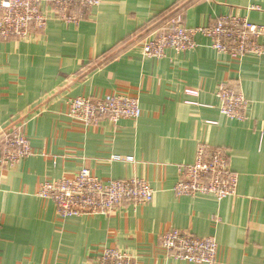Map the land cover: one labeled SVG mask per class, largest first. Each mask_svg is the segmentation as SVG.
<instances>
[{"label": "crops", "instance_id": "obj_1", "mask_svg": "<svg viewBox=\"0 0 264 264\" xmlns=\"http://www.w3.org/2000/svg\"><path fill=\"white\" fill-rule=\"evenodd\" d=\"M101 1L78 26L51 17L34 39L0 41V129L22 126L36 151L0 165V264H94L104 248L135 264H195L162 249L171 230L216 238L218 264H264V55L234 61L201 34L194 50L161 60L145 58L140 45L181 7L188 28L229 15L264 27V11L250 9L264 0ZM222 84L240 87L246 120L222 114ZM107 94L139 98L142 117L88 128L67 117L70 99ZM200 144L229 151L236 196L175 195L178 166L193 164ZM83 168L103 181L144 179L153 201L111 217L61 219L40 187Z\"/></svg>", "mask_w": 264, "mask_h": 264}, {"label": "built area", "instance_id": "obj_2", "mask_svg": "<svg viewBox=\"0 0 264 264\" xmlns=\"http://www.w3.org/2000/svg\"><path fill=\"white\" fill-rule=\"evenodd\" d=\"M101 0H0V41H29L45 32L51 17L78 26ZM251 10L264 11L254 5ZM77 13H74V11ZM198 34L211 40L217 53L240 61L246 56L264 55L259 39L264 27L237 15L220 17L214 25L198 29L188 28L183 13L170 16L160 29L141 41L145 58L161 60L172 50L183 54L197 46ZM220 109L232 120L247 119L249 101L240 87L222 84L217 92ZM67 117L84 127L100 126L103 122L118 125L123 120L142 117L139 98L125 94L103 97H76L68 101ZM0 165L11 167L36 154L24 128L11 125L0 129ZM179 178L174 187L177 197H212L223 201L237 195L239 175L232 170L228 150L200 144L193 164L178 166ZM38 197L52 201L61 219L73 217H111L129 203L145 207L152 203L154 191L144 179L103 181L88 168L74 177L47 180L42 183ZM161 247L178 261L195 264H218L219 243L214 237L198 238L179 230L161 236ZM94 264H135L128 253L104 248Z\"/></svg>", "mask_w": 264, "mask_h": 264}, {"label": "trees", "instance_id": "obj_3", "mask_svg": "<svg viewBox=\"0 0 264 264\" xmlns=\"http://www.w3.org/2000/svg\"><path fill=\"white\" fill-rule=\"evenodd\" d=\"M178 13V12H177ZM179 13H185V8L184 7H181V9H180V11H179ZM173 15V14H172ZM171 15V16H172ZM160 20V19H159ZM159 20H157V21H159ZM156 21V22H157ZM160 22V21H159ZM159 27H160V23L159 24H157L155 27H153L152 29H150V31H148L146 34H145V36H144V38L146 37V36H148V35H150L151 33H153L154 31H156L157 29H159Z\"/></svg>", "mask_w": 264, "mask_h": 264}]
</instances>
